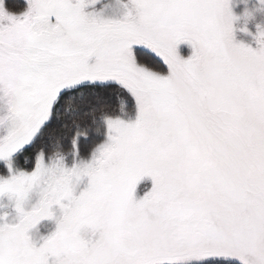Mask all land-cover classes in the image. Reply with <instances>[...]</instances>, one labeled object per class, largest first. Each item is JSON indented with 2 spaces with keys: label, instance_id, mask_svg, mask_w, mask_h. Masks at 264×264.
Listing matches in <instances>:
<instances>
[{
  "label": "snow or ice",
  "instance_id": "6c2138e0",
  "mask_svg": "<svg viewBox=\"0 0 264 264\" xmlns=\"http://www.w3.org/2000/svg\"><path fill=\"white\" fill-rule=\"evenodd\" d=\"M95 3L0 0V264H264V46L229 0Z\"/></svg>",
  "mask_w": 264,
  "mask_h": 264
},
{
  "label": "rangeland",
  "instance_id": "374dc122",
  "mask_svg": "<svg viewBox=\"0 0 264 264\" xmlns=\"http://www.w3.org/2000/svg\"><path fill=\"white\" fill-rule=\"evenodd\" d=\"M26 2V0H24ZM4 4L5 0H4ZM125 4H129V0H97V3L90 4L85 11H98L106 17H120L126 11ZM27 7V4L21 10H10L20 12ZM129 7L131 5L129 4ZM229 7L235 17L233 20V40L235 43H243L253 49L264 46V37L259 33L264 31V0H229ZM8 8V7H7ZM54 19V18H53ZM7 24L8 21H2ZM178 51L181 56L187 58L192 53V48L187 42H181L178 45ZM86 185V180L81 184L80 189ZM152 181L150 177L142 179L136 189L135 195L139 199L150 189ZM78 189L77 191H79ZM34 202V201H33ZM26 209L31 208V204L25 206ZM56 217H59L60 211L58 207L55 209ZM0 223H16L18 222V214L14 207V202L9 200L7 196L0 197ZM57 222L55 218H44L35 227L29 230V235L33 242L39 246L43 243V238L55 231ZM90 235V233H89ZM98 235V234H97ZM93 239L96 237L93 236ZM54 257H49V264H52Z\"/></svg>",
  "mask_w": 264,
  "mask_h": 264
},
{
  "label": "trees",
  "instance_id": "16d2710c",
  "mask_svg": "<svg viewBox=\"0 0 264 264\" xmlns=\"http://www.w3.org/2000/svg\"><path fill=\"white\" fill-rule=\"evenodd\" d=\"M6 7L10 10H21L25 7L26 2L24 0H5ZM49 151H52L51 146H49ZM236 264H242V262L237 261Z\"/></svg>",
  "mask_w": 264,
  "mask_h": 264
}]
</instances>
